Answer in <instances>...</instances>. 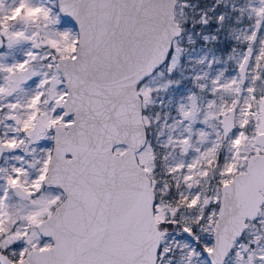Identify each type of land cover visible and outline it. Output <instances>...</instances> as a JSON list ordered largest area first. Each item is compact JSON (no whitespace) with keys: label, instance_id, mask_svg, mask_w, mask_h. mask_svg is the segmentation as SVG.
Segmentation results:
<instances>
[{"label":"snow or ice","instance_id":"1","mask_svg":"<svg viewBox=\"0 0 264 264\" xmlns=\"http://www.w3.org/2000/svg\"><path fill=\"white\" fill-rule=\"evenodd\" d=\"M0 264H264V0H0Z\"/></svg>","mask_w":264,"mask_h":264}]
</instances>
